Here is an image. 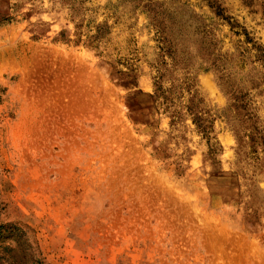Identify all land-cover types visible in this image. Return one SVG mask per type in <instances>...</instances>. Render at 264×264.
<instances>
[{"label": "rangeland", "instance_id": "374dc122", "mask_svg": "<svg viewBox=\"0 0 264 264\" xmlns=\"http://www.w3.org/2000/svg\"><path fill=\"white\" fill-rule=\"evenodd\" d=\"M0 264H264V0H0Z\"/></svg>", "mask_w": 264, "mask_h": 264}]
</instances>
